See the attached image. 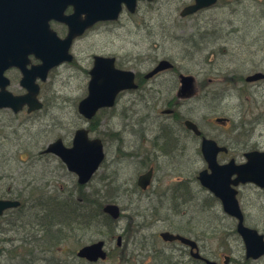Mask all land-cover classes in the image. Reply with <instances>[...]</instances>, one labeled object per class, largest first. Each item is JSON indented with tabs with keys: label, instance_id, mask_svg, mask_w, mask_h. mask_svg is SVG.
<instances>
[{
	"label": "rangeland",
	"instance_id": "rangeland-1",
	"mask_svg": "<svg viewBox=\"0 0 264 264\" xmlns=\"http://www.w3.org/2000/svg\"><path fill=\"white\" fill-rule=\"evenodd\" d=\"M190 3L139 1L134 13L97 25L74 42L73 60L50 72V86L43 88L45 109L15 119L10 110L0 112L3 184L14 180L24 195L30 190L44 194L38 208L24 210L6 227L8 233L0 237V264H204L181 252L180 244L162 242V231L190 235L209 260L225 253L231 264H264V258L245 263L243 244L232 233L234 222L199 187L192 184L197 199L180 206L179 196L187 191L176 190L178 177L190 181L202 162L195 142L183 140L186 135L176 119L161 113L173 102L179 117L220 141L226 140L212 122L227 118L229 126L220 131H229L238 152L241 146L264 150V80L245 81L264 74V0H217L182 17L180 10ZM55 29L63 38L65 32ZM95 56L114 57L119 69L138 75L161 60L173 67L142 89L125 92L113 109L98 115L100 126H91V137L102 141L104 156L81 185L56 156L39 153L50 141L68 144L86 124L77 103L86 95V70ZM181 74L195 78L199 95L182 103L176 99ZM234 79L236 84L230 82ZM150 165L154 187L141 192L137 177ZM253 197L252 192L241 196L245 223L264 231V208H257ZM108 205L121 209L119 219L104 214ZM181 208H187V216H180ZM99 242L109 254L106 260L79 261L80 248Z\"/></svg>",
	"mask_w": 264,
	"mask_h": 264
},
{
	"label": "water",
	"instance_id": "water-1",
	"mask_svg": "<svg viewBox=\"0 0 264 264\" xmlns=\"http://www.w3.org/2000/svg\"><path fill=\"white\" fill-rule=\"evenodd\" d=\"M138 0H51L48 8L46 3H29L21 0H0V37L5 41L0 40V81L5 80L4 72L11 68L17 67L22 73L21 85L26 87L29 92L33 91V80L36 77L44 78L47 71L57 66L63 61L71 60L68 49L72 39L80 35L84 29L92 26L97 21L114 20L117 18L122 3L126 4L130 10L134 9L135 3ZM216 0H194V3L184 8L182 15L195 13L200 9L207 8L215 3ZM72 5L74 15L67 17L64 15L65 8ZM82 13L85 14L84 19H79ZM51 17L53 20L65 23L68 26V34L61 39L55 32L49 30L47 25H44L46 30H40L38 23L41 17ZM17 30V32H16ZM39 31L43 37L49 40L47 47L32 52H15L8 51V48H3L7 43H13L19 34L24 37ZM9 37L12 40L6 39ZM34 54L41 60L40 65L26 67L27 62L25 57L28 54ZM112 58L96 57L94 66L90 71L91 80L89 82V93L81 101L79 105L80 112L86 117H92L97 109L103 106H110L118 92L134 86V74L131 71L119 70L114 67ZM171 67V64L166 61H160L159 64L149 72L145 77H150L159 71L166 70ZM264 74L255 73L246 78L247 81H257L263 79ZM194 77L190 75L181 76V88L179 95L181 97H189L193 93ZM1 83V82H0ZM0 93V107L9 106L14 110H18L21 105H31V97H11L6 91ZM32 95V93H29ZM188 127L190 122H186ZM54 148V153L59 155L67 164L71 171L79 175V182L85 183L90 176L98 168L102 161V147L98 140L87 141L84 132H78L71 148H65L60 141H57L50 149ZM218 149L214 143L209 140H204L203 154L211 171L210 174L202 172L200 179L203 185L207 186L217 196H219L225 206V211L238 219V230L242 235L246 249L247 258L255 259L264 252V243L262 237L256 231L243 226V217L238 208L234 193L230 191L229 184L236 185L238 182H254L259 185H264V161L260 160L264 154L257 151L248 153L246 156L248 162L242 165H235L233 161L226 165H218L216 163V154ZM236 176L235 180L230 182L232 176ZM143 183L142 186H146ZM228 190V191H227ZM230 194H229V193ZM104 212L116 218L118 216L117 207L108 205ZM162 237L165 240H188L170 233H163ZM103 243L99 242L93 245L85 246L80 251V256L87 258L90 261H96L99 258L105 259L106 254L102 250ZM207 264H217L206 260Z\"/></svg>",
	"mask_w": 264,
	"mask_h": 264
},
{
	"label": "flooded vegetation",
	"instance_id": "flooded-vegetation-1",
	"mask_svg": "<svg viewBox=\"0 0 264 264\" xmlns=\"http://www.w3.org/2000/svg\"><path fill=\"white\" fill-rule=\"evenodd\" d=\"M21 1H27L29 3H38V2L46 3V8H48V5H49L51 0H21ZM139 1H144V0H138L135 3L134 9L132 11L130 10V8L126 4L122 3L120 6V11L118 13V16L115 20L97 22L94 25H92L91 27L84 29V31L80 35L74 37L72 39V42H71V45L69 48V54L71 56V60L66 61V62H62L59 65H57L56 67L49 69L44 78L36 77L33 80V91L32 92H29V90L26 87L21 85L22 73L19 69H17L16 67H11V68L7 69L3 75L5 80L0 81L1 82L0 83V93H2V86H1V84H2L3 89H4L3 91H6L7 94H9L11 97H23V96H28V98H30V96H33V97H31V105L23 104V105H21V107L18 110H14L12 107L3 105L2 107H0V112L3 111L4 109L10 110L9 115H11L15 119V117H18L19 115H22V114H25L27 116H34V115H36L37 112L45 109V103H44V99H43V88L50 86L49 74L53 69H55V68H57L63 64L65 65L66 63L73 60V56L70 52H71V49H72L74 42L76 40L80 39L81 37H83L87 31L93 29L94 27H96L99 24L114 22V21L118 20L119 16L123 13H126V14L127 13L128 14L134 13L135 7H137V4ZM193 2H194V0H192V3H190L189 5L193 4ZM185 7H183L180 10L181 16H182L183 9ZM64 15L67 17H71L74 15V8L72 5H68L65 8ZM47 16L48 15H46L45 17L44 16L41 17V19L38 23L39 31L40 30H46L44 25H47V27L49 28L50 31H52V32L55 31L58 34V36L61 37L59 35L58 31H56L57 29H55V27H58V29L61 28L62 32H65V35H64V37H65L68 34V26L66 24L57 22V21L53 20V18L47 17ZM78 17H79V19H84L85 14L82 13ZM39 31L36 30L35 33L30 34L26 37H24V35L19 34L17 37H15L14 40L7 37L6 39L12 40V42H14V44L13 43H7V44L3 45V48H8L9 49L8 51L12 50V51L21 53V52H32V50H39L43 47L46 50L47 47H52V46H48L49 40L47 38L45 39L43 37L42 33L39 34ZM16 32H17V30H16ZM0 40L5 41V39L1 38V37H0ZM97 57H99V56H97ZM25 59H26L25 61L27 62L26 67L28 69H30L31 67H34V66H38L41 63V60L38 59L32 53L28 54L25 57ZM112 59L114 60V64H113L114 67L119 69L115 58L112 57ZM158 63H159V61L156 63V65L153 67V69L157 66ZM93 66H94V60H92L91 67L88 70H86L87 77H88V82L86 85V95L83 98H81L77 103V112L81 117L80 119H82L86 124L83 127L77 128L74 131V133L69 137L68 144H64L61 139H57L56 141L59 140L62 143L63 147L69 149L73 146L74 140L77 137V133L78 132H84L85 138L87 139V141H93V140L99 141V143L102 147V155L104 156V153H103L104 145H103L102 141L99 138L91 137V131H92L91 126L95 125V127H94L95 129H97L98 126H100V122H99L100 120L98 121V115H100L103 111H106V110L109 111V110L113 109L116 105V102H117V99L119 98V96H121L125 92L132 93V92H135V91L142 89L144 87V84H146L151 79H154L158 74H160V72L151 76V77H148V78L145 76L149 72L145 73V74H141V75H138L134 72V79H133L134 86L118 92L117 95L115 96V99L113 100L112 105L100 107L99 109H97L96 113L92 117L88 118L80 112L79 105H80L81 101L89 93V82L91 80L90 71L93 68ZM172 67H173V65L171 64V68ZM12 72L16 73V75H18L19 78H13V76L11 75ZM181 76H182V74L178 75V87H177L178 93L176 95V99H177V102L182 103V102H187L190 99H194V98L198 97L199 95L194 89L195 78H194V82H193V93L189 97H181L179 95L180 85H181ZM262 80H264V78L260 79L259 81H262ZM230 82H234L235 84L237 83L236 79L231 80ZM248 83H250V82H248ZM17 84H19L18 89L16 86ZM29 93H32V95ZM174 105L175 104L173 102H169L168 103L169 108L164 109L163 111H161V113L162 114L168 113L167 115L170 114L174 120L176 119L175 121L178 124L177 125L178 128L183 133H185V135H186V137L183 140L186 141V138H189V140H193L195 142V144L199 148L198 154H199L200 160L202 162V165L200 166V168L198 170H196V172L193 174V177L190 181L186 182L183 178L178 177V180H177L178 182L176 183V185H177L176 190L178 192L187 191V193L184 192L181 196H179V199L181 201L180 206H189L190 204H192V200L194 201L195 199H197V194H196V192L194 193V195L192 194V192L190 191L191 185L193 184V186L199 187L200 189H198V188H196V189H198L199 191H202L204 193V196H206L207 199H209L210 201L215 203L218 208H221V212L234 222V226L231 228L232 233L234 235H236L239 238V240L241 241V243L243 244L245 263L260 261L261 259L264 258V252L262 254H260L259 257L255 258V259L247 258L246 245H245V242H244L242 235L240 234V232L238 230V219L236 217L230 215L229 213H227L224 209L225 206H224L222 199L219 196H217L213 191H211L207 186L203 185V183L200 179V174L202 172H206L207 175L211 173V171L208 167V163H207L205 156L203 154V151H202L204 140L211 141L212 143H214V145L217 148H219L218 152L216 154V163L220 166L226 165V164L230 163L231 161H233L235 163V165L246 164L248 162V158L246 156L248 153L253 152V151H257L260 154H264V150L259 149V148L252 149L251 147L245 148V147L241 146L243 151L238 152L237 149L235 147H233L230 143L232 137H230L229 131H226V130H223V131L221 130L222 132L220 131V129H225L229 126V119H227V118H215L214 122H212L215 124V128L219 129V134L221 136H223L226 141H220L221 139L219 140V138H216L215 136L207 137V135L201 131L202 128L199 126V124H196L194 121L189 120L187 118L179 117V115L173 109ZM175 115H176V117H175ZM186 122H190L191 126H193V127H188L186 125ZM56 141H50V142L46 143L44 148L42 149V151H40V153H39L40 157L56 156L61 161L63 166L66 168V170L76 177L77 184H81V185L85 184L86 182L80 183L79 182V175L76 172L71 171L68 168L67 164L63 161V159L59 155L54 153V148L50 149V147L53 146V144ZM249 148H251V149L249 150ZM246 149H247V151H244ZM260 160L264 161V157H261ZM34 162H36V160H34ZM3 165H4V163L2 162V166ZM99 166H100V164H99ZM99 166H98V168H99ZM98 168L94 171V173L98 170ZM3 170L4 169L2 167H0V237H1V235H6L8 233V229L6 227H8L13 221L20 218V216H21V214H23L24 210L27 211L28 208H38L39 205L41 203H43V198H44V194L32 193L31 190L28 192V195H24L21 187L17 183L13 184L15 182L14 180L10 184H3V180L6 177ZM153 174H154V168L152 167V165H150L148 167L146 166L145 172L138 175L137 187H138L139 191L147 192L149 189L154 187L153 186ZM91 176H90V178H91ZM235 178H236L235 175L232 176L230 178V182L235 180ZM32 181H34V179H32ZM146 182H147V185L143 187L142 184L146 183ZM29 183H32V182L29 181ZM187 186H188V188H186ZM1 187H4V189H1ZM229 189L231 192L234 193V197L237 201L238 208L241 211V215L243 217V221H242L243 226L256 231V233L262 237V241L264 243V231H262L259 228H253V227L248 226L245 223V216L243 214V211L241 210V208H243V201L241 200V196L246 195V192L247 193L252 192V194L254 196L252 198V201L256 204L257 208H264V185H259V184L254 183V182H238L236 185H234L232 183L229 184ZM247 202L250 203L249 200ZM186 210H187V208H181L180 216H187ZM117 211H118V216L114 219H119L121 217L120 215L122 212L118 206H117ZM104 214L107 215L106 212H104ZM163 233H170L172 235L180 236V237L188 240L190 243L182 242L181 240H178V239L171 240V241L165 240L162 237ZM158 237L162 242H164L166 244H180L181 245L180 247L183 248V250L180 248L179 251L182 250L181 252H186L187 255L190 256L192 258V260L195 262L200 260L201 262H204V264H207L206 260H209V259H206L204 256L201 255V252L199 250L197 242L195 240H193L190 237V235L187 236V235H184L180 232L174 233L171 231H164V232L162 231L159 233ZM84 247L85 246H83L82 248H80L76 252V256L79 259V261L88 262V263H96L99 261H104L108 258L107 255H109V254H106V252H105L104 243L102 246V250L105 252L106 257H105V259L99 258L96 261H90L87 258L81 257L79 255L80 251ZM17 249L22 250L20 247ZM0 252H2V250H0ZM209 261L215 262L217 264H231L233 262L231 259V256H229L225 253L219 254L215 258V260H209Z\"/></svg>",
	"mask_w": 264,
	"mask_h": 264
},
{
	"label": "bare ground",
	"instance_id": "bare-ground-1",
	"mask_svg": "<svg viewBox=\"0 0 264 264\" xmlns=\"http://www.w3.org/2000/svg\"><path fill=\"white\" fill-rule=\"evenodd\" d=\"M252 19H253V18H252ZM252 19H251V20H252Z\"/></svg>",
	"mask_w": 264,
	"mask_h": 264
}]
</instances>
